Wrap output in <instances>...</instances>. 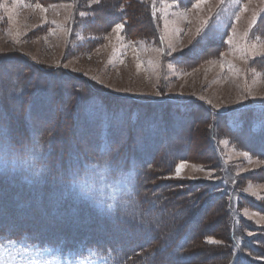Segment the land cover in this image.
Returning <instances> with one entry per match:
<instances>
[{
    "label": "rangeland",
    "instance_id": "rangeland-1",
    "mask_svg": "<svg viewBox=\"0 0 264 264\" xmlns=\"http://www.w3.org/2000/svg\"><path fill=\"white\" fill-rule=\"evenodd\" d=\"M124 2L125 5L127 4V10L123 7H119V10L127 12L123 13V19L120 21L125 22V28L117 35L112 32L114 24L105 23V17L115 6L116 1L113 0H104V8L96 13L87 7L86 0H22L16 5L13 4V0H0V4H4V7H0V100L9 99L0 101V115L1 110L5 108L20 122L19 115L25 117L26 112L34 113L30 109L32 107H37L38 115L43 117L45 114L42 113L46 112L45 106L56 105L58 108L59 105L61 111L64 110L63 112L66 113L64 116L68 125L70 114L66 111L70 108L68 112L71 113L73 106L69 105L71 94L67 89V82L60 77L68 75L79 79V82L75 81L78 83L76 90H90L91 85L93 90L109 96L159 104L161 108L163 107V113L159 116L162 110L156 107L155 114L158 115L156 118L161 123H167L166 127L170 130L173 129L170 122L175 113L174 104L188 103L191 112L182 115L181 121L190 122V129H194L193 144L188 145L191 153L188 160H178L165 177H173L168 180L182 182L183 187H190L189 183L195 181L220 184L225 200L222 197L218 198L221 200V207L223 206L227 213L226 224L229 228L236 229L234 230L236 234L243 233L238 237L239 241L243 242V236L247 239L252 238L253 233H256L257 237L260 235L264 237V213L245 205V198L264 204V160L239 147L235 142L236 139L223 130V124L217 117L227 112L229 124L230 120L236 117L237 110L245 107H255L256 113L264 114L259 110L260 107H264V58L253 57L251 54L254 48L256 51H264V47H256L264 46V26L260 23L264 19V0H251V2L225 0L220 7H217V0H210L203 11L198 13L189 11L187 20L182 15L185 7H180L177 2L155 0V5L152 0H143V2L127 0L128 3L124 0ZM192 2L194 3L195 0ZM37 3L47 11L41 12L35 8ZM65 4H73L74 7L69 9L51 6ZM245 5L247 11L243 10ZM99 7L93 6V8ZM153 7H155V16H153ZM186 7L190 8L191 5ZM6 9L12 11V21L8 20ZM79 11H87L89 16L81 18ZM253 12L257 13V21L249 29L248 24ZM237 14L240 15L239 21H236ZM146 17H149L148 21ZM205 18L208 19V24L200 35H196L195 31L200 20ZM128 22L130 25L126 26ZM233 26L236 29L233 46H229L223 41L228 35H233ZM245 32L248 33L247 37ZM104 37L108 38L104 39ZM170 45H175L178 50L168 55ZM220 53L224 55L221 56ZM9 59L17 60V63L21 62L26 68L30 66L32 68L28 71L22 70L25 68L20 66L9 65L7 62ZM138 63L139 69H137ZM65 64L67 67H64ZM32 69L38 73L44 72L43 69L53 73L50 76L42 74V77L39 74L37 76L39 80H33L31 73L29 74ZM82 82L86 84L83 85ZM59 83L64 85L65 89H61ZM157 93L160 95L158 96ZM13 97L17 100H10ZM200 97H203V100ZM209 101L211 103H208ZM57 110L53 111L54 117L51 122L64 114ZM204 113L209 118H206ZM260 120L264 125V120ZM38 121L37 118L34 125L39 123ZM116 121L117 119L113 122ZM25 122L30 128V122L26 117ZM108 125L112 126V123L109 122ZM143 128L147 130L146 126ZM196 131H198L197 137L194 135ZM78 135L79 133L72 134L75 137ZM162 142L164 143V140ZM132 145L131 151H138L136 140ZM39 150L40 147L36 146L27 152V160L24 161L27 167L31 165L30 160L34 157V152ZM243 152L248 153L251 162L241 155ZM114 155L116 157V152ZM257 160L262 162L258 164ZM182 162L186 165L182 173L185 178L176 179L175 168ZM15 164L17 165V161ZM88 168V176H93L94 179L87 177L85 181L92 180V184L87 183L82 191L88 192L89 196L96 193L102 196L110 191V197H113L119 189L122 191L130 187L131 174L126 175L125 179L122 175L112 174L111 171L115 169L105 167L103 164H95ZM209 170L213 173L211 179L206 178ZM37 191H33V195ZM30 200L36 202V198ZM69 205L72 206L70 200ZM83 209L87 210L85 207ZM221 214L224 215L218 213L215 216L217 221L222 217ZM174 215L176 216L177 212ZM20 217V221L25 219V216ZM170 221L171 218L163 222L167 223V226L164 235L158 238L157 248L167 247L181 232L178 226L169 225ZM49 223L53 222L47 221L40 228H45ZM195 224L193 222L190 228H187L190 233L193 232L192 228ZM250 224L262 230H248V233L252 232L251 236L238 230ZM196 228L197 226L193 229ZM225 230L223 242L229 245L228 228L225 227ZM101 231L90 223L80 235L77 245L97 235L114 243V247L109 246L112 254L118 252V247L132 246L134 243L131 241L135 242L137 239L136 234L134 236L129 233L121 234L119 230L114 231L112 235H106L104 231L101 235ZM230 235L233 233L231 232ZM178 239L175 250L180 251L179 245L183 244L182 239ZM209 239L213 238L205 239L204 244L214 245L208 243ZM251 241L254 244V240ZM26 247L17 243L15 250H11V246L4 245L1 248V255L8 256L12 253L11 264H55L56 260L60 264H95L97 261L89 254H84L87 257L83 260L74 261L73 255L60 258L37 250L30 249L26 252ZM101 247L105 245L101 244ZM233 247L234 256L243 254V257L254 264H264L263 257L249 253L251 250L245 242L235 244ZM154 248L155 246L152 249ZM209 248L202 247L195 253L185 252L184 255L193 262H205L216 256L214 264H223L219 254L222 249L218 250L212 246ZM121 250L125 249L121 248ZM152 254L156 255L157 250ZM123 256L121 255L120 258ZM126 259L128 264L134 263L137 253L127 255Z\"/></svg>",
    "mask_w": 264,
    "mask_h": 264
},
{
    "label": "trees",
    "instance_id": "trees-1",
    "mask_svg": "<svg viewBox=\"0 0 264 264\" xmlns=\"http://www.w3.org/2000/svg\"><path fill=\"white\" fill-rule=\"evenodd\" d=\"M113 1H116L115 6L105 17V23L115 25L122 21L123 13L126 12L124 10L120 12L119 7L127 10V4L125 5L124 0ZM167 1L177 2L180 7L189 5L188 0ZM148 18L146 17L147 21ZM129 25L128 22L126 26ZM7 62L9 65L25 68L22 70L29 71V68H32V66L26 68L21 62L17 63V60L13 59ZM43 70L44 72L38 73L32 69L29 74L31 73L33 80H37L39 74L42 77V74L50 76L53 73L50 70ZM68 76H60L67 82V89L71 94L69 105L73 106L71 113L68 112L70 108L66 111L70 114L68 125L64 116L66 113L64 110L61 111L59 105L58 108L56 105L45 106L46 112L42 113L45 114L43 117L38 115L37 107H28L34 111L32 114L26 112L25 115L30 122V128L25 122V117L19 115L21 119L19 122L13 113H9L5 108L1 110L0 225L3 227L0 228V245L6 240L15 242L26 236L31 245L38 241L40 248L47 247L61 254L68 252L66 254L73 255L74 261L87 257L84 254H89L92 259L96 258L99 264H128L126 256L131 253H137L136 261L131 264H214L216 256L205 262H193L184 255L185 252L195 253L199 248L212 246L218 250L222 249L219 254L223 264H254L243 257V254L234 256L233 245L245 242L251 250L249 253L264 258L262 235L257 237V234L253 233L250 239L243 236V242H240L238 237L243 233L236 234L234 231L236 229L229 228L226 224L227 213L224 207H221V200L218 198H224L220 184L195 181L189 183L190 187H183L182 182L162 180L178 160L189 159L191 149L188 145L193 144L194 129H190V122L181 121L182 115L191 112L188 103H183L181 108L174 104L175 113L170 122L173 129L170 130L166 127L167 123H161L156 118L163 113V107L161 108L159 104L109 96L93 90L91 85L90 90H76L78 83L75 81L79 82V79ZM59 86L65 89L60 83ZM4 100L9 99L0 101ZM10 100L16 101L17 98L13 97ZM81 106L84 107L83 110ZM156 107L162 110L158 115L155 114ZM56 109L64 114L51 122L54 117L53 111ZM203 115L209 118L207 114ZM217 117L223 124V130L236 139L239 147L264 160V155L261 154L264 151V126L261 130L254 128L258 119L251 112L241 113L232 128L227 125L224 115ZM37 118L39 123L34 125ZM115 119L117 121L113 122ZM109 122L112 126L108 125ZM144 126L147 128L146 131ZM73 133H79L78 137L72 136ZM196 133L198 134V131L194 133L197 137ZM135 140L138 142V151H131ZM36 146H39L40 150L34 152V157L30 160L31 165L27 167L24 162L27 160V152ZM105 147L110 148L107 154L98 150ZM103 159L113 161L119 168V171H111L112 174L132 176L129 192L126 188L122 191L119 189L116 195L121 199H114L107 194L102 196L99 194L97 197L95 195V199L93 194L88 197L82 196L81 184L92 181H85L87 177L93 178L88 176V167L103 164ZM131 167L133 168L130 169ZM35 169H39V172L35 173ZM36 179L43 187L36 185ZM35 190L38 191L33 195ZM129 193L132 195L129 196ZM133 197L145 215V222L139 229L134 224L122 220V202ZM29 198H36V202ZM69 200L72 206L69 205ZM109 204H112L113 208L109 209ZM245 205L264 213V204L245 198ZM83 207L87 210L84 211ZM218 213L224 214L218 219L220 223L215 217ZM20 216H25V219L20 221ZM170 218L169 225L178 226L181 232L167 247L157 248L158 238L164 235L167 226V223L163 222ZM47 221L53 223L40 228ZM193 222L196 223L193 228L196 226L197 228H192L193 232L190 233L187 228H190ZM90 223L94 228L104 231L106 235H112L114 231L119 230L121 234L129 233L131 236L136 234L137 239L135 242L131 241L134 243L132 246L118 247V252L112 254L109 246L114 247V243L97 235L77 245L80 235ZM225 227L228 228L229 245L223 242ZM238 230L248 233V230L262 229L250 224ZM231 232L233 235H230ZM178 238L182 239L180 240L183 244L179 245L180 251L175 250ZM208 238L223 243L207 246L203 241ZM251 240H254L255 245ZM57 241L62 243L57 244ZM101 244L105 247H101ZM154 246L155 250L152 249ZM121 248L125 250L122 251ZM156 250L160 256L152 254ZM121 255L124 256L120 258Z\"/></svg>",
    "mask_w": 264,
    "mask_h": 264
},
{
    "label": "snow or ice",
    "instance_id": "snow-or-ice-1",
    "mask_svg": "<svg viewBox=\"0 0 264 264\" xmlns=\"http://www.w3.org/2000/svg\"><path fill=\"white\" fill-rule=\"evenodd\" d=\"M22 0H13V4L16 5V4H19L21 3ZM143 2V0H142ZM153 2V5H155V0H152ZM189 4L191 5L190 8L188 7H185V11L182 13V15L184 16V18L187 20L188 18V13L189 11L191 12H194V13H198V12H201L203 11V8L205 5L209 4L210 3V0H195V2L193 3L192 0H188ZM225 0H217V7H220L224 4ZM249 2H251V0H249ZM86 3H87V7L89 9H92V12L93 13H96V12H99L101 11L103 8H104V0H86ZM94 5H98L100 6L99 8H93ZM52 7H64V8H73L74 5L73 4H65V5H51ZM0 7H4V4H0ZM35 8L39 9L41 12H46L47 9L44 8L40 3H37L35 4ZM244 11H247L248 8H247V5L244 6L243 8ZM6 11L8 12V20L9 21H12L13 19V13L11 10L9 9H6ZM210 11V10H209ZM79 16L81 18H85L87 16H89V12L87 11H79ZM153 16H155V7H153ZM217 17H219V13H217ZM240 20V15L237 14L236 15V21H239ZM256 21H257V13L256 12H253L252 13V17H251V20L249 21V24H248V27L249 29L252 28L253 25L256 24ZM189 23H191V21H188ZM261 23V26H264V19H262L260 21ZM208 24V19L205 18V19H201L200 22H199V26L196 28V31H195V34L196 35H200L201 32L203 31L204 27ZM167 27V25H166ZM125 28V22H119V23H115L114 27L112 28V32L113 33H116L117 35L121 34L123 32ZM180 31V30H178ZM235 27L233 26L232 27V33L233 35H228L227 39L224 40L223 42L229 46H233V38H234V34H235ZM248 33L245 32V37H247ZM108 37H104V39H107ZM256 47H264V46H256ZM177 47L175 45H170V51L168 52V55H171L172 53H175L177 52ZM253 57H261V58H264V51H256L255 48L253 49L252 53ZM221 56L224 55V53H220ZM64 67H67V64L64 65ZM140 68V64L138 63L137 64V69ZM157 95L159 96L160 93H157ZM201 100H203V97H200ZM208 103H211L210 101ZM215 107V106H213ZM99 151L101 152H104L105 154H107V152L110 151V148H100L98 149ZM262 155H264V151L261 152ZM241 155H243L246 159L249 160V162H251V157L248 155L247 152H243L241 153ZM262 161H259L257 160L256 163H261ZM99 166V165H98ZM103 166L105 167H112L114 168L116 171H119V168L115 165V163L113 161H109L108 159H103ZM186 165L182 162L180 163L176 168H175V175H174V178L176 179H183L185 178L182 173H183V170L185 169ZM193 167H196V166H193ZM201 171H203L204 169H199ZM164 179H171L173 177H163ZM188 179H193L194 177H187ZM207 179H211L213 178V173L211 170L208 171V174H207ZM129 196H131L132 194L129 193L128 194ZM123 209H122V220L126 223H130V224H134L138 229L144 224L145 222V215L144 213L141 211L139 205L135 202V199L134 197L133 198H130L126 201H123ZM109 209L113 208V205L112 204H109L108 205ZM3 226L0 225V228H2ZM11 231V229L9 230ZM249 236L252 235V232H249L248 233ZM12 243L14 242H11L10 241V246H12ZM57 244L59 243H62L61 241H57L56 242ZM208 243H214V244H221L223 243L222 241H219V240H214V239H209L208 240ZM31 247H35L37 252H39L40 250V245H39V242H35L34 244L30 245L29 247H26L25 248V251H29ZM91 250V248L89 249ZM44 251H50L49 248H45Z\"/></svg>",
    "mask_w": 264,
    "mask_h": 264
}]
</instances>
